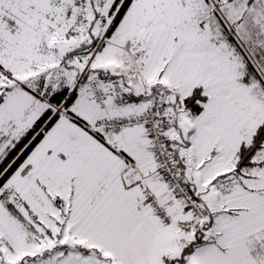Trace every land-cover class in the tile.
<instances>
[{
    "label": "snow or ice",
    "instance_id": "obj_1",
    "mask_svg": "<svg viewBox=\"0 0 264 264\" xmlns=\"http://www.w3.org/2000/svg\"><path fill=\"white\" fill-rule=\"evenodd\" d=\"M0 264H264V0H0Z\"/></svg>",
    "mask_w": 264,
    "mask_h": 264
}]
</instances>
